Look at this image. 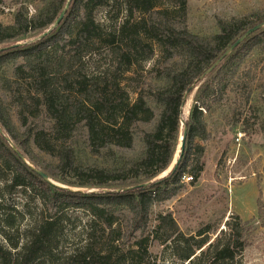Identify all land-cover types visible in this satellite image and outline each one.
<instances>
[{"label": "trees", "instance_id": "obj_1", "mask_svg": "<svg viewBox=\"0 0 264 264\" xmlns=\"http://www.w3.org/2000/svg\"><path fill=\"white\" fill-rule=\"evenodd\" d=\"M19 1L11 23L3 21L0 11V46L48 30L68 0H42L33 15ZM101 7L113 12L106 15L107 25L96 20ZM188 10L189 0H73L51 35L0 53V173L7 174L1 180L5 188L30 193L55 211L41 213L26 231L23 246L0 242V264H152L156 243H169L181 264H243L254 238L250 223L232 218L212 241L210 225L196 236L186 235L172 214H152L185 191L184 178H191L192 185L200 178L205 148L197 142L208 135L205 111L241 77H251L244 70L249 59L258 56L252 68L264 71V30L212 73L186 122V150L178 170L147 189L121 192L169 170L180 149L187 91L244 33L264 22V10H258L220 19L218 34L200 36L188 26ZM104 51L109 63L92 65L102 62L98 57ZM158 53L152 72L162 84L146 88L140 72ZM127 81H139L136 99L124 86ZM260 94L264 102V81ZM80 135L89 154L102 163L80 162ZM10 142L54 182L86 191L48 183ZM92 189L99 191L88 192ZM258 206L263 220L260 200ZM2 210L0 204V225L11 231L15 215L21 214ZM72 212L84 213L88 221L81 245L64 252L61 244L72 237L67 229ZM7 231L2 229V235L9 240ZM125 239L130 245L122 244Z\"/></svg>", "mask_w": 264, "mask_h": 264}, {"label": "rangeland", "instance_id": "obj_2", "mask_svg": "<svg viewBox=\"0 0 264 264\" xmlns=\"http://www.w3.org/2000/svg\"><path fill=\"white\" fill-rule=\"evenodd\" d=\"M19 2L4 0L0 5V11L4 12L2 19L6 24L12 22L14 12L20 7L17 4ZM41 2L42 0H21V4L28 7L30 15L36 13ZM258 10H264V0H189L188 26L194 34L213 36L219 32L218 20L243 16ZM110 11V7L97 9L96 20L107 25L106 15ZM43 33L1 45L0 49L33 44ZM98 59H102V62L95 60L92 65L99 63L102 66V63H109L110 60L106 51ZM158 59L159 53L154 60L144 63V71L140 72L141 83L146 88L150 86L158 88L162 84L157 79V73L152 72ZM258 61V56L249 59L244 70L245 72L250 70L251 77L248 79L241 77L237 81L238 85H231L226 92L217 97L219 98L217 103L211 104L210 109L205 111L208 135L205 140L197 142L205 148L202 159L204 170L198 181L192 185L191 178H184L188 185L185 191L172 200L156 206L152 214L153 217L160 212L172 214L186 235L196 236L198 231L210 225L212 241L222 230H226V223L232 218L250 223L254 229V238L242 255L243 264H264V219H260L258 214L259 200L264 212V102L260 94L264 71L262 66L252 68ZM164 66L163 61L158 64L160 69ZM211 78L212 75L207 77L188 95L182 114L183 123L188 121L201 91ZM124 86L131 93L132 99H136L137 92L134 91L141 90L139 81L124 82ZM41 120L42 118L39 121ZM76 145L80 162L89 165L102 163L89 154L83 136L80 135ZM138 151L139 148L135 149L133 154ZM6 175L0 173L1 209L8 215L14 216L16 213L21 215H15L16 224L11 231H7L4 224L0 225V242L6 247L17 242L23 246L28 240L26 231L33 228L41 213L46 212L50 215L55 211L44 208L30 193L25 195L19 189L11 191L5 188L6 182L1 179ZM98 191L92 189L88 192ZM87 221L88 217L82 212L69 214L67 229L72 237L65 244H61V250L71 252L81 245L84 241L81 232ZM2 229L7 231L9 240L2 235ZM122 244L130 245L127 239ZM151 254L152 264H181L172 255L169 243L165 245L156 243Z\"/></svg>", "mask_w": 264, "mask_h": 264}, {"label": "water", "instance_id": "obj_3", "mask_svg": "<svg viewBox=\"0 0 264 264\" xmlns=\"http://www.w3.org/2000/svg\"><path fill=\"white\" fill-rule=\"evenodd\" d=\"M73 0H68L64 9L62 10L61 14L59 15V17L57 18V20L55 21V23L45 32L43 33L38 39L37 41L43 40L44 38H46L47 36L51 35L56 29L59 28V26L61 25V23L63 22V20L65 19L71 4H72ZM264 30V22L261 24H258L256 26H254L253 28L249 29L246 33H244L225 53L224 55L218 60L216 61L212 67H210L202 76H200L195 83L190 87V89L187 91L184 100H183V104H182V113H184V108L186 107L187 104V98L188 95L197 87L198 84L202 83L207 77H209L210 75H212V73H214L219 66L225 61V59L230 56L239 46H241L246 40H248L252 35H254L255 33ZM16 46H21V45H16ZM16 46L10 47V48H3L0 49V53L9 50L11 48H14ZM183 131L180 137V149L179 152L177 153V160L175 161V163L169 168V170L163 174H161L158 178L154 179L153 181H150L148 183H144L138 186H134V187H128V188H124L121 190V192H131L134 190H139V189H147L149 188L151 185H153L155 182L159 181V180H163L167 177H169V175L178 170L179 165L183 159L185 150H186V140H187V135H188V125L187 123H183ZM0 132L3 133L2 129L0 128ZM12 148L14 149V151L17 153L18 157L24 161L28 166H30L32 168V170H34L38 175H40L45 181H47L48 183L55 185L59 188L62 189H66V190H70V191H77L75 189H70L66 186H62L56 182H54L46 173L42 172L41 170L35 168L33 165H31L30 162H28V160L26 159V157L20 152L18 151V149L16 148V146L10 142Z\"/></svg>", "mask_w": 264, "mask_h": 264}, {"label": "bare ground", "instance_id": "obj_4", "mask_svg": "<svg viewBox=\"0 0 264 264\" xmlns=\"http://www.w3.org/2000/svg\"><path fill=\"white\" fill-rule=\"evenodd\" d=\"M188 109H189V108H188ZM176 156H177V155H176ZM176 160H177V157H175L174 163H175ZM174 163H173V164H174ZM173 164H172V165H173Z\"/></svg>", "mask_w": 264, "mask_h": 264}]
</instances>
